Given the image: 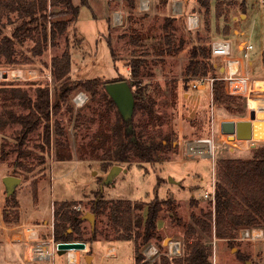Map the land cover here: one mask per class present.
<instances>
[{
	"label": "rangeland",
	"instance_id": "rangeland-1",
	"mask_svg": "<svg viewBox=\"0 0 264 264\" xmlns=\"http://www.w3.org/2000/svg\"><path fill=\"white\" fill-rule=\"evenodd\" d=\"M73 1L79 6L78 18L58 38L56 46L49 44L41 56H33L31 47L34 42L27 40L24 44L16 45L18 63L10 65L5 59L0 61V231L6 230L4 232L7 236L14 235L15 241L3 240L0 244L1 252L4 246L18 247L24 244L26 247L25 234H31L26 229L33 227L28 220L44 223L40 238L48 239L52 235L49 223L51 216L54 219L52 210L56 201L75 200V208L85 213L93 212L92 205L98 190H102L104 198L109 200L131 199L147 203L157 198H174L178 204V214L185 223L178 224L165 207L158 220L159 233L163 236V246L170 238L181 239L184 252L186 227L194 224L192 216H204L207 210L213 208V202L205 198L204 193L215 186L218 160L249 158L255 147L264 144V140H232L221 132L220 123L223 120L250 119L248 100L244 96L245 112L239 113L235 107L230 109L215 102L213 91H208L207 86L196 89L192 87V81L186 86L184 74L190 49L194 44H207L211 47L212 41L226 38L231 42L233 54L241 55L238 45L242 41L251 42L253 74L264 77V0H248L246 12L239 6L241 0H212L208 12L199 0H149L148 8L142 6V0H137L135 7H130L127 0H89L90 5L83 4L82 0ZM217 1L223 2L225 9V14L220 18L215 12ZM175 3L181 4L179 11L175 10ZM115 13L123 14L122 24L114 23ZM191 14L199 16L198 28H189L188 17ZM166 16L177 18L176 34L186 40L185 48L175 55L162 53V25ZM4 21L7 25L2 32L10 34L11 24L6 22V18ZM133 28L142 36L141 46L130 41ZM108 35L113 42L114 57L108 44ZM66 38L72 52L71 79H122L129 84L133 94L140 87L147 97L155 96L158 99L157 110L163 120L161 123L153 122L148 129H162L163 134L169 133L174 139V146L166 147L156 162L141 161L136 156H132L130 162H114L122 165L123 169L112 182L103 183L111 166L105 169L99 158L103 149H93L89 145L91 133L100 124V120L90 122L89 117L95 114L94 110L99 108V103L92 101L90 95L81 89L71 94L70 101L63 103L57 115H52L51 127L54 120L58 119L65 129L61 137L65 145L61 150L71 152V158H58L56 133L52 136V145L47 148L43 141V124L25 139L21 150L26 155L19 154L22 126L8 121L5 111L8 109L17 114L28 112L18 101L19 97L13 96L14 90L17 93L25 90L35 98L37 86L48 85L54 94L59 82L51 72L52 57L65 50ZM134 49L137 53L143 52L148 59V71L151 73L136 83L132 80L128 65ZM212 61L216 67L222 64L221 57L212 55ZM219 72L217 70V74ZM80 92L87 94L83 105H78L75 100ZM251 97L264 98V90H256ZM119 108L122 109L120 105ZM140 119L142 116L138 114L136 120ZM205 138H211L215 144L212 157L199 153L194 156L187 154L188 144ZM7 175L20 178L13 192L18 206L8 201L11 194H8L4 182ZM5 209L11 219L9 222L3 218ZM83 226L89 236L92 230L90 221L86 220ZM96 228L97 239L87 242L86 249L78 250L82 254L79 264H136L134 240L117 239L118 233L108 214H96ZM196 228L199 226L196 225ZM152 242L159 246L156 240ZM210 243L213 247V264H264V237L236 239L233 243L213 237ZM111 247H116L115 254H109ZM161 250L164 251V248ZM17 254L0 253V264H53L45 260L27 262L22 257L18 258ZM86 255L92 256L89 261ZM54 264H67V252H57Z\"/></svg>",
	"mask_w": 264,
	"mask_h": 264
},
{
	"label": "trees",
	"instance_id": "trees-1",
	"mask_svg": "<svg viewBox=\"0 0 264 264\" xmlns=\"http://www.w3.org/2000/svg\"><path fill=\"white\" fill-rule=\"evenodd\" d=\"M130 7H135L137 0H127ZM201 5L211 9L212 0H199ZM248 0L240 1L243 12L247 10ZM88 4V0H82ZM216 16L220 18L225 14L224 4L217 1ZM79 6L73 0H0V61L5 59L8 64L15 65L17 60L18 43L24 44L27 40L34 42L31 47L33 56H41L49 44L56 46L58 38L63 36L70 23L78 18ZM13 15L15 16L13 18ZM70 15L69 18H65ZM11 24V33L2 32L3 27ZM175 16H166L162 25V53L175 55L185 48L186 40L176 34ZM226 28V34L229 27ZM131 43L141 46L142 36L133 28ZM67 46L60 55L52 57V75L59 83L54 94L50 87L37 86L36 97L33 98L27 91L14 95L19 97L20 104L28 109L27 113L17 114L6 110V119L21 124L20 147L29 133L43 124V141L47 148L52 145V136L56 133V154L60 160L71 158V152L61 150L65 145L61 138L65 129L60 120L56 119L51 127L52 115H57L63 106L68 103L71 94L76 90H84L92 101L99 103L90 122L100 120L99 127L91 133L89 145L92 148H101L103 152L99 158L103 166H113L114 162H130L132 156L141 161L156 162L160 153L166 147L174 146V139L169 133L163 134L149 130L153 122L161 123L162 115L158 112V99L155 96L147 97L138 87L134 93V109L130 117L126 118L120 111L118 104L109 94L106 85L122 79L101 80L98 77L85 79H71L72 52L68 38ZM108 44L114 57L115 50L111 36L108 35ZM211 47L207 44H194L190 49V58L185 69L186 86L197 76L213 75L218 77L219 67L212 61ZM28 59V58H27ZM148 59L143 52L134 49L129 67L134 83L138 79L151 75L148 71ZM264 64V49L262 52ZM214 101L226 105L230 109L241 113L245 112L244 96L228 94L222 79L216 78L213 82ZM69 105V104H68ZM71 107V106H70ZM73 111V107H71ZM142 119L136 120L137 115ZM1 122V116H0ZM21 155L26 153L21 150ZM218 171L215 181V201L213 208L207 210L204 216L193 215V222L186 227L185 248L180 256L170 257L161 254L155 261L147 260L143 253V246L153 240L163 246V236L159 233L158 220L165 207L171 212L176 222L183 225L185 222L178 214V204L174 198L153 199L150 202L133 201L131 199L109 200L105 199L102 190L96 192L93 202V212L98 215L108 214L110 222L116 230L117 239L134 240L136 264H213L211 256L213 247L210 238L217 237L233 243L240 230L244 228L264 230V144L253 149L249 158H220L217 162ZM8 201L16 206L15 194H11ZM75 200H62L54 203V238L56 241H85L92 242L97 239V228L91 230L90 235L85 227V212L75 208ZM146 208V212L144 210ZM3 218L11 221L8 210H4ZM18 219V218H17ZM16 219V220H17ZM196 225L199 228H196ZM207 237V238H205Z\"/></svg>",
	"mask_w": 264,
	"mask_h": 264
},
{
	"label": "built area",
	"instance_id": "built-area-1",
	"mask_svg": "<svg viewBox=\"0 0 264 264\" xmlns=\"http://www.w3.org/2000/svg\"><path fill=\"white\" fill-rule=\"evenodd\" d=\"M142 6L148 8L149 0H142ZM177 4H174L175 10ZM119 14V15H118ZM115 24L123 23V14L115 13L114 18ZM200 25L199 16L196 14H191L188 17V26L190 29L198 28ZM253 49V44L251 42L244 41L241 46L242 54L236 56L232 54V45L229 39L221 38L211 42V51L214 56L222 58V64L219 65L224 67V70L219 72L218 77L216 76H200L192 81V87L200 89L204 85H210V90H213V82L216 78L222 79L225 83V89L228 94L232 95H243L249 98L252 93L256 90H264V77L254 76L253 74V61H251V50ZM218 67V66H217ZM263 86V87H262ZM87 94L80 92L77 94L75 100L78 105H83L86 102ZM249 108V107H248ZM202 140V139H201ZM207 142L211 145L210 148L205 153L197 152L196 147H194L195 142L188 144L187 154L194 156L199 153L206 156H213V140L211 138H205ZM200 141V140H199ZM215 186L204 193V197L209 199L214 203L215 201ZM52 235L48 239H38L33 230L34 227L26 229L31 232L30 235L25 234L26 239V252L25 256L29 260H45L52 261L54 264V256L58 252V241L55 240L54 232V219L49 223ZM261 236H254V230L243 229L240 231L239 236L236 239H259ZM30 246V247H29ZM29 249V254H28ZM75 249L67 251V264H75L80 261V254L76 255L74 253ZM144 255L147 260H153L161 254H166L170 257H176L183 252V242L181 239L170 238L168 243L164 246V251L154 242H150L144 248Z\"/></svg>",
	"mask_w": 264,
	"mask_h": 264
},
{
	"label": "water",
	"instance_id": "water-1",
	"mask_svg": "<svg viewBox=\"0 0 264 264\" xmlns=\"http://www.w3.org/2000/svg\"><path fill=\"white\" fill-rule=\"evenodd\" d=\"M224 67L221 68V71ZM7 75V74H6ZM106 89L109 94L114 98L116 103L121 106L120 111L128 118L132 115L134 109V94L126 81L111 82L106 85ZM130 106V108L127 105ZM128 112V113H126ZM221 132L226 134L229 139L232 140H264V111L257 112L251 110L250 119L240 120H223L221 123ZM123 169L122 165L114 164L111 166L109 173L103 180V183L112 182L114 177ZM174 182L173 178H170ZM4 182L7 187L8 194H13L15 186L20 182V178L14 175H7L4 178ZM84 218L89 220L92 229L96 226V214L91 211H87L84 214ZM58 252L66 253L69 250L77 249L84 250L87 248L85 241H60L57 244ZM91 255H86V259L89 261Z\"/></svg>",
	"mask_w": 264,
	"mask_h": 264
},
{
	"label": "crops",
	"instance_id": "crops-1",
	"mask_svg": "<svg viewBox=\"0 0 264 264\" xmlns=\"http://www.w3.org/2000/svg\"><path fill=\"white\" fill-rule=\"evenodd\" d=\"M88 5H90V1L88 0ZM244 41H242L239 45H238V49L241 51V46H242V43H243ZM232 54H233V49H232ZM234 55V54H233ZM236 56H240V55H236ZM221 60H222V58H221ZM251 61H253L252 59H251ZM223 66H221V68H222ZM221 70V69H220ZM207 86V90L208 91H210L211 92V90H210V85H204L203 87H201L200 89H204L205 87ZM40 191H41V189H40ZM40 191H39V193H40ZM53 206V205H52ZM52 213H53V210H52ZM52 218H53V216H51V220H50V222L52 221ZM29 222H32L31 224V226H33L34 227V230H33V232H34V234H35V236L38 238V239H43V238H40V234H41V232H43V224L44 223H38V221H35L34 220V222H33V220H28ZM45 222H46V220H45ZM25 224H28V223H25ZM252 230H259V231H261V233H263V235L260 237V238H263L264 237V230L263 229H252ZM4 231H6V230H4ZM4 231H0V244H1V242L3 241V240H6V241H11V242H14L15 243V241H13L14 240V238H13V236L14 235H12V234H10V236H7V234L4 232ZM7 233H9V232H7ZM50 237V236H49ZM218 240H224V239H218ZM16 243H20V242H16ZM26 247H25V245L24 244H22V246H18V247H8V246H4L3 247V249H2V252L4 253V254H8L9 252H11V253H16V252H18V254H17V256H18V258L19 257H22V260H24V261H27V262H29V259H27V257L25 256V252H26ZM1 252V247H0V253H2ZM116 253V247H111V249L109 250V254H115ZM81 256H80V260L82 259V254H80ZM7 259V258H6ZM79 263H81V261H79ZM78 263V264H79Z\"/></svg>",
	"mask_w": 264,
	"mask_h": 264
},
{
	"label": "bare ground",
	"instance_id": "bare-ground-1",
	"mask_svg": "<svg viewBox=\"0 0 264 264\" xmlns=\"http://www.w3.org/2000/svg\"><path fill=\"white\" fill-rule=\"evenodd\" d=\"M181 4L180 3H177V7L176 9H181ZM119 15V14H118ZM127 105V104H125ZM129 108L130 106L127 105ZM248 107L251 109V110H256L257 112H262L264 111V98H257V97H250L249 98V102H248ZM226 136V134H225ZM210 144L207 142V140H200V141H197L195 142L194 144V147H196V151L197 152H202V153H205L208 148H210ZM263 233H261V231L259 230H255L254 231V236H262ZM74 253L77 255L79 254V251L78 250H75Z\"/></svg>",
	"mask_w": 264,
	"mask_h": 264
}]
</instances>
